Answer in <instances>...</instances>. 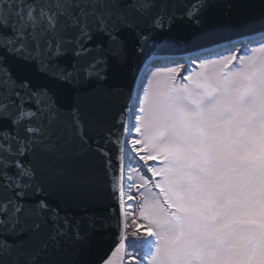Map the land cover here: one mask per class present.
Segmentation results:
<instances>
[{"label":"snow or ice","instance_id":"6c2138e0","mask_svg":"<svg viewBox=\"0 0 264 264\" xmlns=\"http://www.w3.org/2000/svg\"><path fill=\"white\" fill-rule=\"evenodd\" d=\"M0 264H264V0H0Z\"/></svg>","mask_w":264,"mask_h":264},{"label":"water","instance_id":"95a60500","mask_svg":"<svg viewBox=\"0 0 264 264\" xmlns=\"http://www.w3.org/2000/svg\"><path fill=\"white\" fill-rule=\"evenodd\" d=\"M256 36L254 33H247L245 30H238L228 33L221 34V38L217 37L214 42L209 41H200L199 43L203 46L204 49H218L222 47H226L229 43V41L235 42L240 39H249ZM200 49H193L192 51H199ZM191 54V52L185 51V52H176L174 55L178 58L180 56H187ZM161 66V65H157ZM111 147V146H110ZM112 151L115 152V149L112 148ZM116 239V230L115 227L107 233L105 240L99 245L97 251H96V257H99L102 255L108 248H110L113 245V242Z\"/></svg>","mask_w":264,"mask_h":264}]
</instances>
